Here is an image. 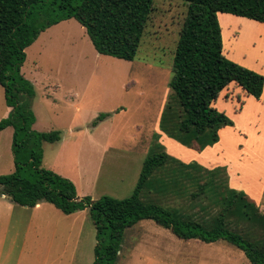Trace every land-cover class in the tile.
<instances>
[{
    "label": "rangeland",
    "instance_id": "1",
    "mask_svg": "<svg viewBox=\"0 0 264 264\" xmlns=\"http://www.w3.org/2000/svg\"><path fill=\"white\" fill-rule=\"evenodd\" d=\"M154 6L134 61L100 55L75 19L47 29L26 50L21 75L35 94L19 98L36 118L33 130L62 136L59 142L43 143V167L72 181L79 197L124 199L133 195L145 160L164 149L175 163L169 162L159 178L160 184L169 183L167 190L155 188L151 201L195 218L216 213L222 198L216 188H210V199L201 194L193 200L199 179L169 177L175 168L183 169L179 164L197 165L225 169L229 189L248 194L264 214V96L259 100L230 85L215 107L234 125L202 151L194 137L180 141L163 131L162 116L172 96L171 67L188 8L179 0H155ZM219 18L227 58L264 75V25L230 14ZM11 112L0 86V121ZM101 115L107 117L94 126ZM14 133L13 127L0 131V176L16 169ZM40 203L41 209L13 205L0 187V264H94L97 230L88 209L62 219L67 217L53 204ZM116 264L251 263L225 241L181 240L145 220L126 231Z\"/></svg>",
    "mask_w": 264,
    "mask_h": 264
},
{
    "label": "trees",
    "instance_id": "2",
    "mask_svg": "<svg viewBox=\"0 0 264 264\" xmlns=\"http://www.w3.org/2000/svg\"><path fill=\"white\" fill-rule=\"evenodd\" d=\"M154 1L0 0V86L5 88L8 106L12 108L10 116L0 121V131L8 127L15 130L16 165L12 174L0 176L1 195L28 208L46 201L66 215L88 209L97 230L94 264H116L126 231L145 220L154 221L181 240L206 244L225 241L242 251L251 264H264V214L246 193L229 189L228 174L223 168L206 170L179 164L183 169L171 172L169 177L174 180L187 174L190 180H200L193 200L201 194L210 199L207 194L214 188L222 196L216 213L195 218L149 199L153 190L159 189L161 193L169 186L159 180L172 162L164 149L145 160L133 195L124 199L103 196L93 201L87 196L79 197L72 181L42 165L43 143L59 142L62 136L59 131L33 130L36 118L19 98L20 94L29 97L35 94L33 86L21 75L26 50L47 29L75 19L86 29L100 55L134 61L154 11ZM179 1L187 5L188 11L171 67L172 96L161 126L180 141L182 136L194 137L202 151L206 145L219 142L221 130L234 125L225 112L215 107L230 85L257 99L264 92V75L225 55L219 14L264 24V0ZM106 117L101 115L94 126ZM201 207L207 212L206 204Z\"/></svg>",
    "mask_w": 264,
    "mask_h": 264
},
{
    "label": "crops",
    "instance_id": "3",
    "mask_svg": "<svg viewBox=\"0 0 264 264\" xmlns=\"http://www.w3.org/2000/svg\"><path fill=\"white\" fill-rule=\"evenodd\" d=\"M241 18V17H240ZM220 19V18H219ZM243 19H246V18H243ZM247 20H249V19H247ZM250 21H252V20H250ZM255 23H259V22H256V21H254ZM221 23V22H220ZM260 24H262V23H260ZM264 25V24H263ZM263 96H264V92H263V95H262V97L259 99V100H261L262 98H263ZM37 125V124H36ZM100 125V124H99ZM96 128H98V127H95V129ZM89 150H92V146H88L87 147ZM104 150L105 151H108L107 150V147H104ZM248 195V194H247ZM3 197L6 199V196H4L3 195ZM86 197V196H85ZM7 200L11 203V204H13V205H16V204H14L8 197H7ZM17 206H19V205H17ZM19 207H22V206H19ZM25 208H28V207H25ZM42 208V203H39L36 207H35V209H41ZM84 211H87V209L86 210H84ZM84 211H78V212H76V213H74V214H72V215H66V214H64L65 215V217H67V218H62V219H72V218H70V217H78V215H81V213L82 212H84ZM89 211V210H88ZM63 213V212H62ZM89 213H90V211H89Z\"/></svg>",
    "mask_w": 264,
    "mask_h": 264
}]
</instances>
